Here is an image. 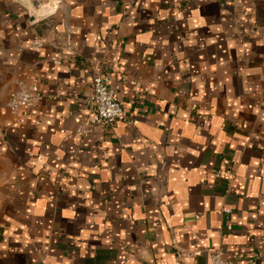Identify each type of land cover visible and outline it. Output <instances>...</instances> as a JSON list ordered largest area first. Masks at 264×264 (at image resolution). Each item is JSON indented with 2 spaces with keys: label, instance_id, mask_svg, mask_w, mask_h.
I'll list each match as a JSON object with an SVG mask.
<instances>
[{
  "label": "crops",
  "instance_id": "0c3cea01",
  "mask_svg": "<svg viewBox=\"0 0 264 264\" xmlns=\"http://www.w3.org/2000/svg\"><path fill=\"white\" fill-rule=\"evenodd\" d=\"M55 8L0 0V264H264V0ZM96 71L124 116L78 136Z\"/></svg>",
  "mask_w": 264,
  "mask_h": 264
},
{
  "label": "built area",
  "instance_id": "2783aa9c",
  "mask_svg": "<svg viewBox=\"0 0 264 264\" xmlns=\"http://www.w3.org/2000/svg\"><path fill=\"white\" fill-rule=\"evenodd\" d=\"M34 46L41 47V44L36 42ZM91 90L92 113L78 126L76 130L78 136L89 135L98 126L103 128L113 127L124 116L116 92L109 87L107 74L99 71L94 72L91 78ZM41 99L37 85L26 86L17 83V89L9 96L7 107L15 115H23L27 110L36 106ZM225 212L229 213V210ZM211 264L231 263L223 260L220 253H214L211 257ZM249 264H255V261Z\"/></svg>",
  "mask_w": 264,
  "mask_h": 264
},
{
  "label": "water",
  "instance_id": "95a60500",
  "mask_svg": "<svg viewBox=\"0 0 264 264\" xmlns=\"http://www.w3.org/2000/svg\"><path fill=\"white\" fill-rule=\"evenodd\" d=\"M18 2L25 5L32 22L36 23L53 14L54 10L57 9L55 8V5H58L61 0H50L49 6L46 8H40L39 4H37L34 0H18Z\"/></svg>",
  "mask_w": 264,
  "mask_h": 264
}]
</instances>
